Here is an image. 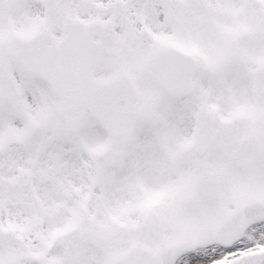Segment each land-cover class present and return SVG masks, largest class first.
Returning <instances> with one entry per match:
<instances>
[{
  "label": "snow or ice",
  "instance_id": "snow-or-ice-1",
  "mask_svg": "<svg viewBox=\"0 0 264 264\" xmlns=\"http://www.w3.org/2000/svg\"><path fill=\"white\" fill-rule=\"evenodd\" d=\"M0 264H264V0H0Z\"/></svg>",
  "mask_w": 264,
  "mask_h": 264
}]
</instances>
